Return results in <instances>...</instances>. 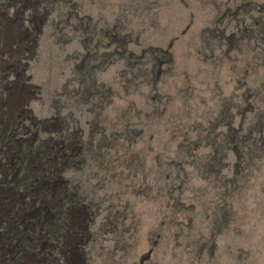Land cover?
I'll list each match as a JSON object with an SVG mask.
<instances>
[{"label":"rangeland","instance_id":"1","mask_svg":"<svg viewBox=\"0 0 264 264\" xmlns=\"http://www.w3.org/2000/svg\"><path fill=\"white\" fill-rule=\"evenodd\" d=\"M31 1L0 0L42 14L21 66L0 56V118L16 90L32 113L4 133L0 228L56 229L43 264H264V0ZM53 136L79 152L55 190Z\"/></svg>","mask_w":264,"mask_h":264},{"label":"trees","instance_id":"2","mask_svg":"<svg viewBox=\"0 0 264 264\" xmlns=\"http://www.w3.org/2000/svg\"><path fill=\"white\" fill-rule=\"evenodd\" d=\"M19 5L21 6V9H24V4L26 2L19 1ZM32 5V1L29 0V6ZM39 15H32L30 14L27 19L21 20L17 19L14 14L7 12V10H4V14L1 15V23H0V56L6 55L9 57V60L11 62V65L13 66H21V62L24 60V56L18 54V52L23 53L24 47H25V42L28 44V47L31 46V41L28 43V38L31 36L32 38L35 37L34 31H32V25L34 26V21L35 20H40ZM32 32V34H31ZM36 42V38H35ZM30 82L27 80H22L21 81V86H29ZM31 87V86H30ZM23 91H15L14 96H13V101L11 99L7 98V104L6 106H10L9 108H6L5 106V113L7 110L11 112L14 115V120L10 123H8L7 118L5 115H2L0 118V153L1 151L4 150L5 146H9L10 143H13L14 141L19 142L20 141V135H17L15 137L10 138L9 136H5V130L13 128L14 131L20 129L23 127V125H26L29 121V116H25L27 112H29L30 107L27 104V111L23 110V108L26 105V102L23 98H25V93L23 97L20 99V96L22 95ZM1 109V108H0ZM22 110V112H21ZM1 112V110H0ZM30 113V112H29ZM32 113H30L31 116ZM38 128L37 130L40 131V126L36 127ZM53 139L58 142L56 145L59 144V140L56 136H53ZM41 139V143H43ZM54 147L52 148V151L49 153L48 151H45L46 157H42L43 161L39 162L37 166L39 167L40 171H45L48 169V167H52L58 172L59 178H52L50 176L48 179L45 180V185L49 184L53 190L57 188V184H59V179L62 180V184L64 181V169L68 166H74L76 164V158H77V153L74 152L73 154L70 152L68 148L73 149L72 147H67V148H59ZM82 146V142L80 141L75 145V149L79 148ZM74 150V149H73ZM38 150L36 149V146L31 148L29 150L28 154L26 155V160L28 159H35L37 158V153ZM76 155V156H75ZM3 157V156H1ZM2 162V160L0 161ZM54 173V171H52ZM57 177V176H56ZM14 184V183H13ZM10 184V185H13ZM17 186V184H14ZM67 188L68 186H64V190L60 188L59 190V198L57 202L59 205L62 207L61 210H63V207L67 208V213L77 211L74 210L76 206L72 207L71 205L67 204L65 201V195L64 191L67 194ZM71 190V189H69ZM82 198L79 199L78 204H84L87 206L85 202H83ZM61 203V204H60ZM7 204V203H6ZM4 202H0V207L2 210L3 208L6 209L7 205ZM73 209V210H72ZM72 210V211H71ZM53 214V224H52V229L58 225L64 226L66 223V219L63 218V214H60V210L58 211L56 206L54 211H52ZM80 214V212H79ZM69 219V218H68ZM70 220V219H69ZM21 235V236H20ZM23 234L22 233H17L13 232L10 230H3L0 228V264H43L45 260L49 259L47 258L48 253L46 252V249H51L49 248L50 246L54 245L55 242H59L60 236L56 234V229H55V234L50 236V237H55L52 239L47 238L45 239V244H39V246L32 247L29 246L28 244H25L23 241H20ZM44 237H47L44 236ZM54 243V244H53ZM16 245V246H15ZM40 246H44V251ZM54 252V250H52Z\"/></svg>","mask_w":264,"mask_h":264}]
</instances>
